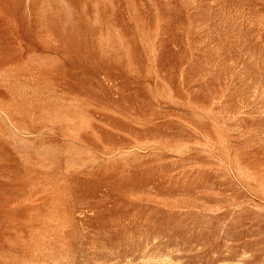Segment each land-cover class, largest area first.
<instances>
[{"label": "rangeland", "instance_id": "1", "mask_svg": "<svg viewBox=\"0 0 264 264\" xmlns=\"http://www.w3.org/2000/svg\"><path fill=\"white\" fill-rule=\"evenodd\" d=\"M0 264H264V0H0Z\"/></svg>", "mask_w": 264, "mask_h": 264}]
</instances>
